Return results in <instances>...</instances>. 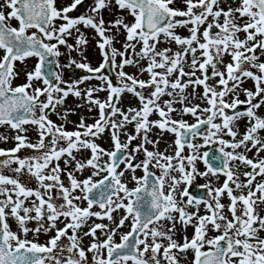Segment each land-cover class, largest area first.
Segmentation results:
<instances>
[{
	"label": "snow or ice",
	"instance_id": "1",
	"mask_svg": "<svg viewBox=\"0 0 264 264\" xmlns=\"http://www.w3.org/2000/svg\"><path fill=\"white\" fill-rule=\"evenodd\" d=\"M82 3L72 0L58 7L57 0H0V127L15 132L11 139L16 142L13 148H0V264H181L189 252L191 264H264V216L259 211L264 205V158L259 155L264 152V116L258 114L264 107V0H183V7L175 6L177 0H94L91 15L71 16ZM113 8L133 22L123 16L106 22L103 12ZM81 26L100 38L103 60L96 68L75 60L66 66L98 74L111 65L118 70L120 86L103 74L66 84L61 74L44 73L49 58L62 55L60 46L72 52L87 43ZM178 28L189 35H179ZM121 31L123 50L114 46ZM161 43H174L178 50L160 49ZM29 58L37 63L24 71L25 83L15 85L21 75L17 62L24 65ZM143 60L146 66H141ZM129 66L149 79L124 71ZM92 79L103 86L81 91L79 85ZM249 80L253 89L244 87ZM189 87L192 93L186 92ZM102 91L108 93L103 102L94 96ZM125 93L138 99V108L118 107ZM69 95L85 99L89 111L96 107L99 118L86 124L81 117L75 131L56 124L50 114L65 121L72 114L58 111ZM196 98L207 106L192 104ZM153 114L159 118L151 120ZM186 115L196 122L189 124ZM241 120L246 121L243 133ZM29 125L36 129V143L27 136ZM128 125L134 133L123 131ZM153 129L174 135L172 154L158 148L160 139L150 138ZM106 131L111 150L96 142ZM9 139L0 134V142ZM136 140L140 143L132 147ZM209 144L219 146V155L200 153ZM26 148L36 154L17 155ZM253 149L255 158H249ZM82 151L89 156L78 160L74 153ZM140 153L143 159L134 163ZM201 160L204 172L197 168ZM217 160L219 167L210 162ZM138 169L142 176L136 175ZM87 170L91 173L83 179L76 175ZM22 174L33 178L36 187L19 179ZM221 175L225 179L214 187ZM197 176L207 178L202 187L210 199L190 194ZM189 226L191 238L178 240V231ZM125 227L129 230L120 233ZM42 234L49 236L44 243L39 242Z\"/></svg>",
	"mask_w": 264,
	"mask_h": 264
},
{
	"label": "rangeland",
	"instance_id": "2",
	"mask_svg": "<svg viewBox=\"0 0 264 264\" xmlns=\"http://www.w3.org/2000/svg\"><path fill=\"white\" fill-rule=\"evenodd\" d=\"M229 3L232 2V0H228ZM72 3V0H57V6L58 7H64L67 6L69 4ZM238 3V0H237ZM94 6V0L91 1L90 5L87 7V9L85 10L84 13L80 14V15H91V9ZM176 7H183V0H177V3L175 5ZM79 15V16H80ZM74 17V15H71ZM123 16L125 18V22L127 23H131L133 22V18L131 16H129L126 12H121L120 10L113 8L111 11H107L105 10L103 12V17L105 19L106 22L108 21H112L118 17ZM78 17V16H77ZM13 26L17 25L16 21H12L11 22ZM59 23V22H57ZM81 32L84 33L86 39H87V43L83 46H79L78 50L76 51H72L69 52L67 48H65L64 46H60V51L62 53V55L59 58H55L54 62H53V70L54 73H59L62 75V79L67 83H73L76 81H80L82 80L85 76H89V75H96V74H92V73H88L86 72L84 69H80L75 67V65H72L71 67H67L66 65L69 64L70 60H75L78 63H87L89 64L91 67L96 68L99 67V65L101 64L102 60H103V56L101 53V50L99 49V47L97 46L98 41H99V37L96 35L95 31L91 28H84L83 26H81ZM115 30H113L114 32ZM177 33L181 36H188L189 32L186 28H178ZM201 31H203V29H201ZM75 35V33H74ZM124 33L121 31L120 35L118 37H116V42L114 44V46L120 50H123L122 45L124 42ZM68 43L69 44H73L75 46V39L74 38H69L68 39ZM158 47L160 49H163L165 47H170L172 48L173 51H177L178 50V46L175 45L174 43L171 44H167V43H161L160 45H158ZM137 52L140 51V46L137 45ZM3 53L0 52V55H2ZM199 55V53H198ZM120 58H117V63H119ZM262 60H264V57H262ZM230 61V58L225 57V61L224 63H228ZM37 63V60L35 58H29L25 61L24 65H21L19 62H17V69H19L21 71V75L19 78H17L14 81L15 85H20L25 83V76H24V71H31L35 64ZM57 63L60 65L59 67H57ZM141 66H146L147 65V61L143 60L140 61ZM221 70L223 71V65L220 66ZM114 74L116 75V85L115 86H120V81L118 79L117 76V71L116 69L112 68ZM76 74V78L72 79L69 77V74ZM124 71L128 72L129 74H133L136 75L139 79H143L145 81H147L149 79L148 74L145 73H140L136 68L134 67H126L124 69ZM211 72V69H209V73ZM79 73V74H78ZM197 75L199 76L200 73H197ZM187 77H185L184 79L186 80ZM210 84H215V80H210L209 81ZM38 86H42V85H38ZM92 86H103V82L96 80V79H92L90 81H85L84 83L79 85V88L81 89V91L92 87ZM62 87H65V85H62ZM245 88H249V89H253V83L252 81H246L244 84ZM138 91L140 89H137ZM151 91V89H147L144 90V94L145 96H147L149 94V92ZM187 93H192V88L189 87L188 89H186ZM197 92L198 93H202L203 89L201 88H197ZM95 98L100 99L102 102L104 100H106L108 93L106 91H102V92H98L94 94ZM231 97H229L230 99ZM41 99H44L43 97ZM164 99H168V97H164ZM240 99L244 100L245 97L243 95V93L240 94ZM192 104H199L201 107H206L207 105L202 102L199 98L193 99L192 100ZM78 105H80L78 107ZM118 107H120L123 110H127L129 107H139V101L137 98H135L132 94L130 93H125L123 94V96L121 97L120 103L118 105ZM177 108L180 107V105H176ZM89 105L87 104L85 99L82 98H78L75 97L73 95H69L63 105L59 106L58 111L64 112V111H70L72 114H70L67 118V120H62L60 117H58L55 114H50L49 118L52 119L56 124H63L64 127L68 130V131H75L76 130V124H78L79 120L81 117L85 118V123L86 124H92L95 122L96 119L99 118V113H98V109L94 106H92V110L89 111ZM241 110H243V106L241 108ZM110 111V110H109ZM258 114L264 116V107H262L261 109L258 110ZM159 117L155 114H153L150 119L151 120H156ZM173 118L175 119H180L181 117L179 115H177L176 113H173ZM117 119H119V117H117ZM183 119L186 120L189 124L191 123H195V118L190 116V115H186L183 116ZM239 125V131L241 133L244 132L245 130V126H246V121L245 120H241L238 122ZM28 128L27 131V136L29 137L30 141L32 143H36L38 140V135L36 132V129L34 126H26ZM124 132L127 133H134V127L132 125H128L124 130ZM206 133V129L202 132V135ZM0 134H6L10 137V139L8 140V142L3 143L0 142V148H4V149H10L13 148L15 146V141L14 139H11V137H13L15 135V132L11 131L10 129H8L7 127H0ZM261 136H264V132L261 133ZM150 138L151 139H160V143L158 145V148L161 151H164L165 149H167L168 154H172L173 152V148L169 147V145L173 144V141L175 139L174 135L171 133H163L162 135H159V130L158 129H153L152 133L150 134ZM227 139V137H225ZM121 140L124 141L125 140V136L122 134L121 135ZM96 142L101 146L104 147L105 149L111 150L112 149V141H111V136L109 132H105L99 139L96 140ZM197 143H203V140L198 137L196 140ZM138 143H140L139 140L133 141L132 147H135ZM61 146H65L62 142ZM218 145L216 144H209L206 145L205 147L200 149V153L202 154L205 151H209L211 149L217 150L218 149ZM149 150H153L151 145H148ZM36 153H34V151L32 149H22L20 153H18L17 155H19L21 158L27 157V156H31L34 155ZM185 155L190 154L188 149H185ZM74 155H76L78 160L84 159L86 157L89 156V152L87 151H82L81 153H74ZM247 155L249 156V158H255V149L252 150V152L247 153ZM261 158H264V152H261L260 154ZM104 159H107V157H105ZM143 159V153L138 154L137 157V161L139 162V160ZM60 166L61 168H64V163L63 160L60 161ZM16 165L13 164L12 168H15ZM197 168L200 172H204L206 171V165L204 164L203 160L198 161L197 162ZM71 170V169H69ZM153 171H155L157 173V175H159V170L158 169H152ZM245 169H241V171H244ZM250 170V169H247ZM4 174L6 175H15L14 173L11 172L10 169H3ZM91 170H87L84 173H77L76 175L78 176V178L83 179L85 177H87L88 175H90ZM137 176H142L143 172L141 170H137L136 172ZM19 179H21L24 183H26L29 187H36V181L33 178H30L27 174H22L18 177ZM62 179L65 181V184L67 185V179L66 176L62 175ZM225 178L221 175L219 181L213 180V186H218L219 184H222L223 180ZM241 179H243V177H241ZM259 179V178H258ZM207 182V178L202 177V176H197L196 179L194 180L193 184L191 185L194 188H203L202 185H204ZM129 187H134L133 183L129 184ZM204 190L207 191V189L203 188ZM54 197H59V191L55 190L53 192ZM205 199H210V197L207 196ZM57 202H60L59 200H57ZM223 203L228 204L229 201L227 199V197H224L222 200ZM86 206V205H84ZM94 211L99 210L98 208H94ZM191 211V209H189ZM260 214L262 216H264V205L260 206ZM204 214V208L203 205L201 206V215ZM119 215H122V213H120ZM97 223L103 222V223H109L107 220L105 221H96ZM12 230L15 231L16 230V224L14 221H9ZM34 225L29 224V227H33ZM58 227H63L62 224H58ZM179 228V226H178ZM128 227L122 228L120 229V233H126L128 231ZM193 228L192 227H188L186 229V231H178L177 233V239L180 240L182 239V237L184 235H187L189 238H191L192 234H193ZM51 235V234H49ZM216 235L215 232H209V236H213ZM262 235H264V233H262ZM29 238H32V234H29ZM49 238L48 235H41L39 237V242L44 243L47 239ZM116 242H119V235H117V237L115 238ZM91 240V238H86L84 243L87 244L89 241ZM191 259H192V253L189 252L187 255L186 259H182L181 264H191Z\"/></svg>",
	"mask_w": 264,
	"mask_h": 264
},
{
	"label": "water",
	"instance_id": "3",
	"mask_svg": "<svg viewBox=\"0 0 264 264\" xmlns=\"http://www.w3.org/2000/svg\"><path fill=\"white\" fill-rule=\"evenodd\" d=\"M89 3H90V1H88V0H84L83 3H82L80 6H78L77 10H75V11H76L77 13H80V12L84 11ZM49 61H50V62H46V63H45V65H44V69H43V70H44V73H45L46 75H47L48 73H53V65H52V63H53V59H52V57L49 58ZM100 74H103V75L107 76V77L113 82V85L115 86V79H116V76L112 73L111 65H109L107 68H105V69L103 70L102 73H99V75H100ZM70 76H71L72 78H75V77H76V76H72L71 74H70ZM49 78L54 80V76H53V77H49ZM202 130H203V128L201 129V131H202ZM209 154L212 155L213 152H209ZM2 159H3V157H0V160H2ZM210 162H212V161H210ZM212 163H214L217 167L220 166V161H219V160L214 161V162H212ZM189 192H190V194H191L192 196H194V197H197V198H200V199H203V198H204V195L196 196V195L194 194V191H192L191 189H189Z\"/></svg>",
	"mask_w": 264,
	"mask_h": 264
}]
</instances>
